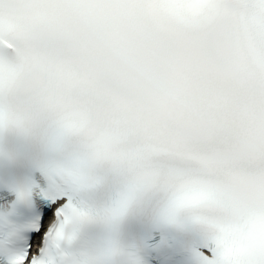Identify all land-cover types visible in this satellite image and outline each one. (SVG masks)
Segmentation results:
<instances>
[{"label": "snow or ice", "instance_id": "6c2138e0", "mask_svg": "<svg viewBox=\"0 0 264 264\" xmlns=\"http://www.w3.org/2000/svg\"><path fill=\"white\" fill-rule=\"evenodd\" d=\"M0 264H264V0H0Z\"/></svg>", "mask_w": 264, "mask_h": 264}]
</instances>
